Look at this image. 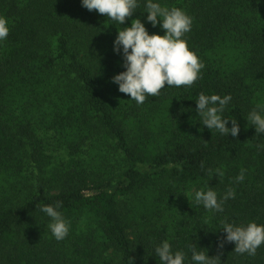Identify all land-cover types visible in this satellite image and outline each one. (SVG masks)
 I'll use <instances>...</instances> for the list:
<instances>
[{
	"label": "trees",
	"instance_id": "obj_1",
	"mask_svg": "<svg viewBox=\"0 0 264 264\" xmlns=\"http://www.w3.org/2000/svg\"><path fill=\"white\" fill-rule=\"evenodd\" d=\"M160 2L192 17L184 38L204 66L192 86L165 84L137 105L111 80L124 71L113 41L135 18L163 35L144 0L122 25L80 0H0V264H160L163 240L189 259L191 243L219 264H264V244L254 256L218 246L224 219L264 224V134L245 119L264 103V0ZM201 92L231 95L236 137L202 125ZM207 186L218 198L234 189L223 212L195 203ZM144 192L156 205L145 226L121 207ZM57 201L71 223L61 241L40 211Z\"/></svg>",
	"mask_w": 264,
	"mask_h": 264
},
{
	"label": "clouds",
	"instance_id": "obj_2",
	"mask_svg": "<svg viewBox=\"0 0 264 264\" xmlns=\"http://www.w3.org/2000/svg\"><path fill=\"white\" fill-rule=\"evenodd\" d=\"M81 6L89 11L96 10L106 15L107 19L122 25L131 17L139 6V0H80ZM145 20L155 27L159 23L163 35L149 34L140 19H131L130 26L122 27L113 41V51L122 55L124 71L115 74L111 80L118 85V91L127 94L137 105L148 96H157L167 87H190L199 78L203 63L195 52L189 50L185 34L191 31L192 17L178 7H167L160 0H144ZM9 25L5 17L0 16V42L9 34ZM232 97L230 94L199 93L195 99V112L200 116L202 125L209 130L215 129L221 135L236 137L239 126L236 119L226 118L223 113ZM252 125L256 134H264V103H257L245 118ZM231 121V127L226 125ZM264 148V145H257ZM209 176H223L224 172L209 169ZM245 179V170L241 169L234 180L239 183ZM235 197V191L228 188L219 196L210 186L196 190L194 200L212 214L224 211L227 200ZM60 201L55 204L40 206V211L49 218L47 225L52 237L61 241L68 235L71 223L62 212ZM225 233L218 246L233 242V251L237 254L254 256L264 244V224L254 221L246 223L221 221ZM190 259L183 250H173L168 240L155 244L153 251L160 264H219V255L209 256L206 251H198L196 244H187Z\"/></svg>",
	"mask_w": 264,
	"mask_h": 264
},
{
	"label": "rangeland",
	"instance_id": "obj_3",
	"mask_svg": "<svg viewBox=\"0 0 264 264\" xmlns=\"http://www.w3.org/2000/svg\"><path fill=\"white\" fill-rule=\"evenodd\" d=\"M191 192V191H190ZM138 197V199H136ZM135 201L130 204L128 200H124L121 203L124 211L129 212V217L138 224L145 226V223L153 219V212L155 206L152 203L151 194L144 192L141 195H137ZM150 203L151 205H148Z\"/></svg>",
	"mask_w": 264,
	"mask_h": 264
}]
</instances>
